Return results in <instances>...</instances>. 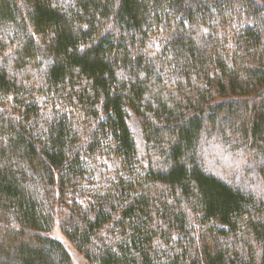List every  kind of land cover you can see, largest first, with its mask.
<instances>
[{
    "label": "trees",
    "instance_id": "1",
    "mask_svg": "<svg viewBox=\"0 0 264 264\" xmlns=\"http://www.w3.org/2000/svg\"><path fill=\"white\" fill-rule=\"evenodd\" d=\"M56 227L88 264H264V0H0V264H76Z\"/></svg>",
    "mask_w": 264,
    "mask_h": 264
},
{
    "label": "rangeland",
    "instance_id": "2",
    "mask_svg": "<svg viewBox=\"0 0 264 264\" xmlns=\"http://www.w3.org/2000/svg\"><path fill=\"white\" fill-rule=\"evenodd\" d=\"M129 125L134 132L135 135V140L137 147L140 152L144 151V138L142 136L141 128L134 116L129 117ZM53 237L59 240L64 244V246L67 248V250L70 252L72 255L74 261L76 264H88L87 260L85 258H82L71 246V244L64 238L62 235L61 231L56 227L55 230L53 231Z\"/></svg>",
    "mask_w": 264,
    "mask_h": 264
}]
</instances>
